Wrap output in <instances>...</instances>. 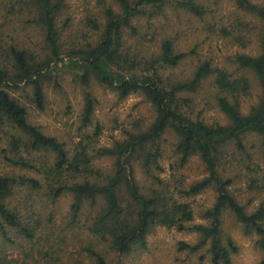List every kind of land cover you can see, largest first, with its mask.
<instances>
[{
    "label": "trees",
    "instance_id": "obj_1",
    "mask_svg": "<svg viewBox=\"0 0 264 264\" xmlns=\"http://www.w3.org/2000/svg\"><path fill=\"white\" fill-rule=\"evenodd\" d=\"M97 1L106 19L101 40L96 45L75 49L74 41L62 42L65 28L60 26L59 19L65 0H4L9 14L13 13L16 18L25 16V21H32L42 29L51 60L35 63L28 50L17 44L6 48L0 44V151L13 169L38 173L37 176L0 174V264H118L115 254L121 257L146 250L148 235L158 225L196 231L200 241L195 244L182 241L180 250L198 253L206 249L209 259L203 258L208 264H233L238 247L223 234L226 209L246 231L257 235V244L264 252V202L248 211L230 191L232 180L220 172L224 147L232 143L244 149L246 134L261 136L264 154V0H233L236 18L230 25L220 22L221 12L214 9L210 0H112L118 6L116 10L107 0ZM169 7L186 12L191 21L195 19L194 27L174 29L170 22L153 21L165 15ZM3 11L0 8V14ZM143 20H148L147 30L140 25ZM89 25L95 29L100 27L93 19ZM202 33L229 41L230 48L242 50L256 46L249 52L238 50L230 57L238 67L253 71L263 88L261 102L248 114H243L238 101L228 96L229 93L235 97L241 86L246 89L247 81L235 78L227 68L215 64L213 58H202L197 40L189 44ZM124 38L134 39L135 60L147 42L158 40L156 49L141 57L146 71L140 76H127L111 67L123 57ZM64 45L71 49H64ZM64 52H68L69 64L62 59ZM190 57L197 61L189 75L166 77L164 71L179 67ZM2 59L12 62L13 71ZM61 60L64 66H73L81 72L79 76L84 85L94 75L102 84L115 87L121 97L140 91L156 107V119L148 130L131 135L114 149H105L106 153L115 151L119 155L114 170L108 175L94 168L87 145L80 142L70 153L65 143L31 123L27 108L10 92L21 83L30 85L34 104L43 110L44 80L50 76L51 63ZM210 79H214L218 92L217 106L229 119L228 123L208 124L182 110L181 94L197 91ZM94 110L95 99L86 93L85 124L91 123ZM167 130L178 135L180 167L192 155L199 154L207 173L189 185L175 181L174 190L188 196L210 186L216 188V203L208 211V224L188 225L194 219V211L190 204L171 195L168 185L145 194L132 161L124 160L126 153L138 158L139 151L150 145L156 151L147 157L146 164L156 163L160 170L159 140ZM3 136L7 137V147L2 144ZM25 150L28 156L22 154ZM33 153L43 156L38 160ZM155 180V184L164 183L157 177ZM66 193H71L74 199L71 216L58 224L51 206ZM99 198H102L100 204ZM86 201L95 208L99 205L97 212L88 217V235L78 225Z\"/></svg>",
    "mask_w": 264,
    "mask_h": 264
},
{
    "label": "rangeland",
    "instance_id": "obj_2",
    "mask_svg": "<svg viewBox=\"0 0 264 264\" xmlns=\"http://www.w3.org/2000/svg\"><path fill=\"white\" fill-rule=\"evenodd\" d=\"M214 9L221 12L223 25H230L235 22L236 12L233 0H210ZM261 2L262 0H252ZM217 2L216 5L214 3ZM4 0H0V8L5 9L0 14V44L6 48L17 44L28 50L33 62H42L45 59L51 60L46 49L42 29L36 23L26 20L25 16L16 18L13 13H8ZM108 5L116 10L118 6L112 0H107ZM64 17V18H63ZM60 26L65 29L62 35L63 43L75 42L77 48L82 45H96L104 31L103 8L97 0H65L63 15L60 17ZM96 20L99 28L95 29L89 25V20ZM154 22H170L174 29H191L195 25L193 21L182 10L169 7L166 14L153 20ZM148 20L140 22L143 30H147ZM231 27V26H230ZM189 31V30H188ZM193 40V37L189 39ZM200 43V56L213 58L214 63L225 67L233 73L235 78L245 79L248 83L246 89L240 88L235 97L228 93L231 100H237L243 114H248L254 106H257L263 97V88L259 78L249 69H242L230 59L240 47L230 48L229 41L218 39L214 34H201L189 44ZM157 39L147 42L142 47V53L135 60L134 50L136 44L134 39L124 38L123 57L111 67L116 72L127 76H140L145 73L144 60L142 56H148L154 51ZM255 42V41H254ZM152 44V45H151ZM182 44V43H181ZM184 46H187L183 43ZM253 45H255L253 43ZM64 49H71L67 45ZM68 47V48H67ZM252 48H244L241 51L249 52ZM79 49V48H77ZM74 49L71 50L73 52ZM139 50V49H138ZM141 50V48H140ZM69 52V53H71ZM63 58L67 64L68 52H64ZM13 71L12 62L9 59H2ZM196 58L190 57L179 67L164 71V74L174 78H182L189 75L195 64ZM50 76L44 80L45 107L40 110L33 102V89L30 85L21 83L18 89L10 90L28 110L29 121L45 133L53 135L65 143L70 153H73L78 143L82 142L88 146L93 157L94 168L105 175L114 170L115 163L119 157L114 152L106 153L105 149H114L117 143H124L131 135L148 130L156 119L157 111L152 102L142 93H132L121 97L115 87L107 86L98 81L92 75L90 83L84 85L79 74L81 73L73 66H64L63 61L54 64L48 70ZM214 79L206 80L202 87L195 92H184L181 94L183 100L182 110L193 119H200L208 124L228 123L229 119L217 106V89L213 83ZM86 93H90L95 99V110L90 124L83 122V111ZM10 131V130H9ZM11 132V131H10ZM14 132V131H13ZM2 142L7 147V137ZM178 135L173 130H167L159 140L160 170L156 163L146 164V159L156 149L148 145L139 151L138 158L125 154L124 160L132 161L136 178L145 194H151L155 189L162 190L163 186L170 188V193L179 201L190 204L194 211V219L188 225L208 224V211L216 203L217 191L215 186H210L196 195H182L174 190L175 181L181 180L183 184L189 185L204 178L207 173L205 165L199 154L190 157L189 162L180 167L179 155L177 152ZM244 149H239L235 144H228L222 151L220 162L221 174L232 180L229 186L232 194L248 210L253 211L259 204L264 202V154L262 138L256 133H249L243 137ZM150 152V153H149ZM28 156L29 152H22ZM33 153L32 156L40 158L43 155ZM43 160V158L41 159ZM39 167V164H38ZM16 174L37 176L38 173L28 170L13 169L6 163L0 151V174ZM156 177L164 183L155 184ZM166 189V188H165ZM73 195L66 193L53 207L56 214V222L62 224L71 216V204ZM102 202L99 198L98 204ZM99 205L95 208L88 201L84 204V210L80 217L79 227L83 228L82 233L88 235L86 224L88 217L97 212ZM96 209V210H95ZM223 234L229 237L237 245L238 251L234 254L233 264H264V252L257 244V235L246 231L235 216L227 209L223 213L222 223ZM199 233L192 229L179 231L163 226H155L148 235V248L142 253H131L122 255L115 254L118 264H208L209 254L207 250L198 253H189L187 250H180L179 243L184 241L195 244L200 241ZM206 256L207 259L203 258Z\"/></svg>",
    "mask_w": 264,
    "mask_h": 264
}]
</instances>
